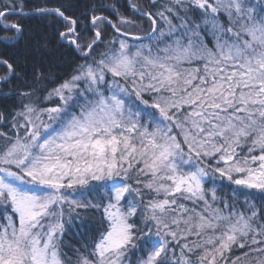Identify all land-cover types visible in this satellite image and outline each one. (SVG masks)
Returning a JSON list of instances; mask_svg holds the SVG:
<instances>
[{"label": "snow or ice", "instance_id": "1", "mask_svg": "<svg viewBox=\"0 0 264 264\" xmlns=\"http://www.w3.org/2000/svg\"><path fill=\"white\" fill-rule=\"evenodd\" d=\"M81 7L0 0V264H264V0Z\"/></svg>", "mask_w": 264, "mask_h": 264}, {"label": "trees", "instance_id": "2", "mask_svg": "<svg viewBox=\"0 0 264 264\" xmlns=\"http://www.w3.org/2000/svg\"><path fill=\"white\" fill-rule=\"evenodd\" d=\"M29 5L31 6L35 0H27ZM71 2L76 5L79 10H82V5L85 2V0H71ZM108 2H111V0H108ZM26 24L31 29V31L34 33V35L39 38L40 36V30H41V23L37 20L31 19L27 20ZM55 42L53 38V45L52 48L54 49ZM5 54H10V50H6ZM43 55L46 58V60H50L53 63H60L62 67H60L58 70L63 71L66 68V63L64 61L60 60V57L62 55L61 52H57L54 50H48L43 51ZM4 103L2 99H0V104ZM8 103H11V101H8ZM0 130H7L2 129V126H0ZM208 187H212V185H208ZM96 195L95 193H90L88 195V199H92V196ZM218 196H230L232 195V189L231 187L227 186V182H225V186L221 189H218L217 191ZM239 199L243 200V196H238ZM259 203V201H257ZM100 213H87L85 214L86 218L81 222V225L79 227H76L74 230H69L68 234L64 237L65 243L68 244L70 247H67L64 249L65 252L68 253V255L71 257L73 256L72 248H79L81 244L83 243H90L94 237L98 235V230L100 229V224L96 222V220L99 219ZM87 217H95L94 219H89ZM140 255L139 253L132 255L131 259L135 261L136 256ZM236 255H239V253H236Z\"/></svg>", "mask_w": 264, "mask_h": 264}]
</instances>
